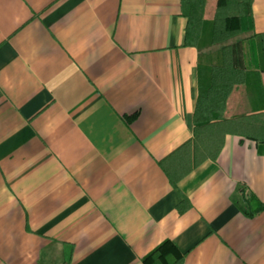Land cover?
<instances>
[{
  "label": "crops",
  "instance_id": "obj_1",
  "mask_svg": "<svg viewBox=\"0 0 264 264\" xmlns=\"http://www.w3.org/2000/svg\"><path fill=\"white\" fill-rule=\"evenodd\" d=\"M251 13L198 51L181 0H0V264H143L165 241L183 264H264V144L227 134L176 187L164 170L193 141L199 55L256 70L264 0ZM255 94L233 87L224 119L264 112Z\"/></svg>",
  "mask_w": 264,
  "mask_h": 264
},
{
  "label": "trees",
  "instance_id": "obj_2",
  "mask_svg": "<svg viewBox=\"0 0 264 264\" xmlns=\"http://www.w3.org/2000/svg\"><path fill=\"white\" fill-rule=\"evenodd\" d=\"M204 6L205 0H181V13L187 20L185 46L201 51L252 32L251 0H217L216 12L211 21L203 20ZM250 47L256 70L249 72L235 67L231 46L223 47L212 55H199L193 141L184 144L175 153L181 156V160L177 162V168L173 172L164 169L174 187L192 168L198 167L207 159L215 160L227 134L264 144V112L224 119L226 101L237 85H247L251 96L254 91L262 104L260 107L264 108V88L260 85V73L264 72V34L253 35ZM203 58L206 60L205 64ZM187 208L189 205L184 199L178 210L183 212ZM143 264H183V255L171 242L165 241L143 259Z\"/></svg>",
  "mask_w": 264,
  "mask_h": 264
},
{
  "label": "rangeland",
  "instance_id": "obj_3",
  "mask_svg": "<svg viewBox=\"0 0 264 264\" xmlns=\"http://www.w3.org/2000/svg\"><path fill=\"white\" fill-rule=\"evenodd\" d=\"M216 6H217V0H215V5H214V8L212 7H209L208 8V6H207V0H205V6H204V9H203V20H205V21H211V20H213V18H214V15H215V12H216ZM207 12V14H208V16H210V18L211 19H205V13ZM209 18V17H208ZM245 34H247V33H245ZM243 35V34H242ZM228 42V41H227ZM224 43H226V42H224ZM221 44H223V43H218V44H214V45H211V46H209V47H207V48H203L202 50H204V49H210V48H213L214 46H216V45H221ZM223 47H226V46H223ZM222 49V48H221ZM217 51H219V50H216V51H209V52H207V53H205V54H202L203 56H208V55H212V54H214V53H216ZM205 58H203V63L205 64V62H206V60H204Z\"/></svg>",
  "mask_w": 264,
  "mask_h": 264
}]
</instances>
